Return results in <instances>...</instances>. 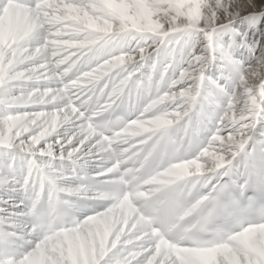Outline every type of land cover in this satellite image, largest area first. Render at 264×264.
<instances>
[{
  "label": "clouds",
  "instance_id": "9594fccd",
  "mask_svg": "<svg viewBox=\"0 0 264 264\" xmlns=\"http://www.w3.org/2000/svg\"><path fill=\"white\" fill-rule=\"evenodd\" d=\"M214 2L18 0L0 30V264H256L264 65L225 47Z\"/></svg>",
  "mask_w": 264,
  "mask_h": 264
},
{
  "label": "snow or ice",
  "instance_id": "6c2138e0",
  "mask_svg": "<svg viewBox=\"0 0 264 264\" xmlns=\"http://www.w3.org/2000/svg\"><path fill=\"white\" fill-rule=\"evenodd\" d=\"M212 11L225 47L240 48L249 64L264 65V0H215ZM254 163L264 166V157Z\"/></svg>",
  "mask_w": 264,
  "mask_h": 264
},
{
  "label": "bare ground",
  "instance_id": "6f19581e",
  "mask_svg": "<svg viewBox=\"0 0 264 264\" xmlns=\"http://www.w3.org/2000/svg\"><path fill=\"white\" fill-rule=\"evenodd\" d=\"M195 2L199 5H201V11H203V6L209 3H212V0H195ZM15 7V6H14ZM16 13L15 15L13 12L9 9H6L3 14H0V30L7 31L9 28L13 26L15 23V16L19 15L22 11V8L15 7ZM249 247L251 248L253 252V256L255 259L256 264H264V248L261 247L260 241L253 236L249 241ZM225 255H227L225 253ZM199 260L201 264H214V261L216 259L215 254H200ZM40 257L36 258L37 264L40 262Z\"/></svg>",
  "mask_w": 264,
  "mask_h": 264
}]
</instances>
